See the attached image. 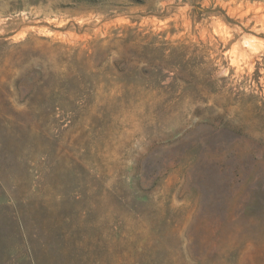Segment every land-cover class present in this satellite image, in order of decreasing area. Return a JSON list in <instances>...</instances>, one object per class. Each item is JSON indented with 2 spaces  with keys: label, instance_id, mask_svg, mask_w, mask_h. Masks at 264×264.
Wrapping results in <instances>:
<instances>
[{
  "label": "rangeland",
  "instance_id": "1",
  "mask_svg": "<svg viewBox=\"0 0 264 264\" xmlns=\"http://www.w3.org/2000/svg\"><path fill=\"white\" fill-rule=\"evenodd\" d=\"M0 264H264V0H0Z\"/></svg>",
  "mask_w": 264,
  "mask_h": 264
}]
</instances>
